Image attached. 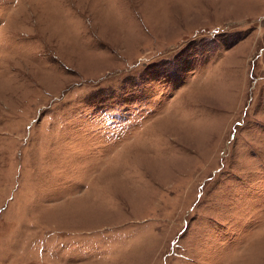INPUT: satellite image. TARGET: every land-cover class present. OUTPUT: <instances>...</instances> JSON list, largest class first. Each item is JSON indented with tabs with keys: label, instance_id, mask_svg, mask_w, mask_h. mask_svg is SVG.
Here are the masks:
<instances>
[{
	"label": "rangeland",
	"instance_id": "obj_1",
	"mask_svg": "<svg viewBox=\"0 0 264 264\" xmlns=\"http://www.w3.org/2000/svg\"><path fill=\"white\" fill-rule=\"evenodd\" d=\"M0 264H264V0H0Z\"/></svg>",
	"mask_w": 264,
	"mask_h": 264
}]
</instances>
